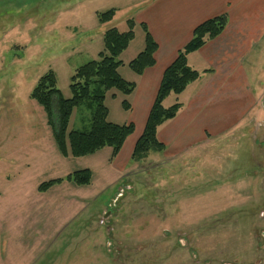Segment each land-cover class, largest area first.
I'll return each instance as SVG.
<instances>
[{
    "label": "rangeland",
    "instance_id": "obj_1",
    "mask_svg": "<svg viewBox=\"0 0 264 264\" xmlns=\"http://www.w3.org/2000/svg\"><path fill=\"white\" fill-rule=\"evenodd\" d=\"M143 1L0 0V247L10 246L0 264H33L46 248L36 264H264V67L247 66L244 75L257 107L250 104L223 137L176 158L153 151L131 160L126 150L112 159L110 147L63 156L46 112L31 98L50 71L71 98L76 70L104 51V31H127L126 19ZM110 9L115 18L101 24L98 14ZM134 31L119 69L126 80L145 37L140 25ZM126 100L116 89L106 93L109 122H128ZM91 118L75 109L68 133L87 130ZM83 170L91 173L87 186L65 181L40 190ZM71 195L97 200L70 218Z\"/></svg>",
    "mask_w": 264,
    "mask_h": 264
},
{
    "label": "crops",
    "instance_id": "obj_2",
    "mask_svg": "<svg viewBox=\"0 0 264 264\" xmlns=\"http://www.w3.org/2000/svg\"><path fill=\"white\" fill-rule=\"evenodd\" d=\"M135 6L133 10L137 12L133 19L136 27L145 23L159 48L155 54V66L127 80L135 82L136 89L128 96L131 116L124 124L134 123L135 132L127 138L115 159L127 150L133 160L136 143L145 130L165 70L192 40L196 27L211 18L226 14L227 26L219 37L208 40L200 50L188 55L189 66L200 72L201 78L190 84L182 94L175 98L170 95L164 101L165 108L176 103L182 107L173 120L165 122L158 129V139L166 147L163 152L176 158L197 147V143L223 137L245 119L250 104L252 110L257 107L258 100L248 93L244 75L248 74L247 66L254 70L258 65L260 69L264 67L256 59H264V0H145ZM144 47L145 37L137 46V53L143 51ZM128 49L120 56L123 65L122 56ZM263 99L264 94L260 100ZM69 183L68 187L73 189ZM96 200L95 197L81 195H71L65 199L71 202L66 203L67 208L76 210H71L70 218L76 215L77 219L83 215L85 208L78 207H87V203H95ZM63 231H59L57 237ZM9 247L7 243L1 244L0 251L5 250L2 255L8 252ZM46 250L33 256V264L45 255Z\"/></svg>",
    "mask_w": 264,
    "mask_h": 264
},
{
    "label": "trees",
    "instance_id": "obj_3",
    "mask_svg": "<svg viewBox=\"0 0 264 264\" xmlns=\"http://www.w3.org/2000/svg\"><path fill=\"white\" fill-rule=\"evenodd\" d=\"M116 9L98 14L101 24H109L116 16ZM228 23L226 14L211 18L200 24L193 33L192 40L178 52L175 61L165 70L155 102L150 111L145 130L136 143L133 160H140L151 152L165 151V145L158 139V129L169 120H173L182 105L176 103L165 108L163 103L171 95L182 94L187 87L201 78V73L188 64V55L200 50L208 40L219 37ZM129 29L121 32L116 26L104 31V51L98 59L92 60L78 68L72 76L70 90L72 97L66 99L58 88L57 76L48 72L38 81L31 98L43 107L48 123L55 133L58 149L63 156L83 157L96 153L105 147L112 149V159L121 152L127 138L135 132L134 123L116 124L108 121L109 110L105 105L106 93L116 89L125 96H130L136 89L135 82L124 79L119 68L122 53L128 49L135 38L136 23L127 19ZM145 34V48L129 63L136 75L155 66V54L158 44L145 23L140 24ZM130 110V103H123ZM84 107L92 112L91 124L87 130H73L68 133V126L75 109ZM73 182L78 186H86L91 182L89 170L77 171L66 179H54L40 186L41 191L61 184Z\"/></svg>",
    "mask_w": 264,
    "mask_h": 264
},
{
    "label": "water",
    "instance_id": "obj_4",
    "mask_svg": "<svg viewBox=\"0 0 264 264\" xmlns=\"http://www.w3.org/2000/svg\"><path fill=\"white\" fill-rule=\"evenodd\" d=\"M264 106V105H263Z\"/></svg>",
    "mask_w": 264,
    "mask_h": 264
}]
</instances>
